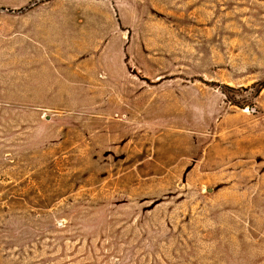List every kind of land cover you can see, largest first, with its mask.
I'll list each match as a JSON object with an SVG mask.
<instances>
[{
  "label": "rangeland",
  "instance_id": "374dc122",
  "mask_svg": "<svg viewBox=\"0 0 264 264\" xmlns=\"http://www.w3.org/2000/svg\"><path fill=\"white\" fill-rule=\"evenodd\" d=\"M0 264H264V0H0Z\"/></svg>",
  "mask_w": 264,
  "mask_h": 264
}]
</instances>
